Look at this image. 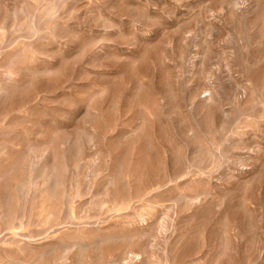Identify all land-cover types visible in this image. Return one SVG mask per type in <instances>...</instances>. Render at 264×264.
I'll return each mask as SVG.
<instances>
[{
    "label": "rangeland",
    "instance_id": "1",
    "mask_svg": "<svg viewBox=\"0 0 264 264\" xmlns=\"http://www.w3.org/2000/svg\"><path fill=\"white\" fill-rule=\"evenodd\" d=\"M0 264H264V0H0Z\"/></svg>",
    "mask_w": 264,
    "mask_h": 264
}]
</instances>
